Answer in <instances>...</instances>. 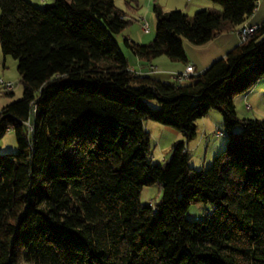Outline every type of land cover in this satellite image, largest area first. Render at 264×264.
<instances>
[{"label": "trees", "instance_id": "1", "mask_svg": "<svg viewBox=\"0 0 264 264\" xmlns=\"http://www.w3.org/2000/svg\"><path fill=\"white\" fill-rule=\"evenodd\" d=\"M210 1L220 9L191 16L154 5V38L123 45L140 59L185 63L179 36L203 45L256 7ZM129 23L114 0L43 9L0 0V48L21 84V97L0 109V137L10 129L17 143L0 154V264H264V119L239 118L233 103L264 76V21L172 83L128 68L114 35ZM209 109L221 113L227 139L194 170L185 141ZM146 120L183 135L162 165L149 159ZM155 183L159 200L141 204L142 187ZM198 202L210 212L186 219Z\"/></svg>", "mask_w": 264, "mask_h": 264}, {"label": "rangeland", "instance_id": "2", "mask_svg": "<svg viewBox=\"0 0 264 264\" xmlns=\"http://www.w3.org/2000/svg\"><path fill=\"white\" fill-rule=\"evenodd\" d=\"M27 1L39 9H43L53 2V0ZM199 1L201 2L196 3L195 0H114L115 6L122 10L125 13V17L130 20V23L122 30V32L115 34L114 38L117 41L122 54L128 59L129 65H134L133 68L137 70L135 72L143 73V70L141 69V71H139V66L136 64L137 58L123 45V35L139 44H146L150 42L154 38L156 27L155 14L153 12L154 5L159 6L163 11L173 9L181 10L188 16H191L196 11L202 9H220L219 5L214 4L210 0ZM248 21L259 24L264 21V0H256V7L253 13L247 18V22ZM142 22H145L148 25L147 31L142 30ZM237 29L238 27H236L233 30V33L227 37L219 36V38H215L211 40V42L203 45H193L184 37L179 36L182 42L183 51L187 56L188 61H191L197 67L196 71L194 69V73L192 75H195L203 70L208 62H205V56H208L209 53L214 52V56H224L223 54L227 51L228 47H223L224 45L221 43L222 41L236 40V43L239 42L238 35L236 33ZM232 44L235 43H231V45ZM212 46L213 48H211ZM152 61L153 64L157 66V70L160 73L157 77L168 83L178 82L173 76V72L176 71L173 69L185 68L182 62L170 61L164 55L153 58ZM151 66L153 69L152 72L157 71L155 66ZM0 79L11 83L9 88L0 86L1 109L5 104L21 97V84L19 82V76L16 69V60L10 55L4 56L1 48ZM187 79L189 78H184L180 82H188ZM148 103L152 108L157 107L155 100H149ZM233 103L236 115L239 118L264 119V76H262L245 95H235L233 97ZM143 125L145 130L150 133L149 159L154 163L162 165L171 155L172 144L177 140L184 141L183 135L178 130L151 120L144 121ZM195 125V136L185 141V147L189 155V166L194 170H200L207 168L211 164L212 158L224 149L227 133L223 125L222 115L216 109H209L204 116L195 121ZM237 130L238 128L235 129V131ZM16 151L17 143L14 138V133L9 129L0 137V154L15 153ZM160 196V185L155 183L142 187L139 195V201L143 205L149 203L153 206L154 203L159 200ZM210 210L211 206L208 203H192L187 208L184 216L188 220L198 221L202 219L207 212H210Z\"/></svg>", "mask_w": 264, "mask_h": 264}, {"label": "crops", "instance_id": "3", "mask_svg": "<svg viewBox=\"0 0 264 264\" xmlns=\"http://www.w3.org/2000/svg\"><path fill=\"white\" fill-rule=\"evenodd\" d=\"M195 2L197 3V2H201V1H199V0H195ZM203 2H206V1H203ZM204 4V3H203ZM259 23H252L251 21H248L247 22V19L245 20V22H244V25H246V26H253V25H258ZM231 33H233V30H228V31H223V32H221V33H219V34H217L214 38H212L211 40H213V39H215V38H219V36H221V37H227V36H229ZM125 36L123 35V38H124ZM128 39V38H127ZM128 40H131V39H128ZM211 40H209L208 42H211ZM133 41V40H132ZM207 42V43H208ZM207 43H205V44H207ZM221 43H223V47H228L227 48V51L230 49V48H232L233 46H235L237 43H236V40H226L225 42L224 41H222ZM231 43H235V44H232L231 45ZM211 48H213V46L211 47ZM226 51V52H227ZM209 52V51H208ZM225 52V53H226ZM225 53L223 54V55H225ZM214 54V52H212V53H209L208 54V56H205V58H206V60H205V62L206 61H208L207 62V64H206V66L203 68V70L212 62V61H214L215 59H217V58H219V57H222V55H219V56H214L213 55ZM205 55H207V54H205ZM135 56V55H134ZM136 58H137V62H136V64H137V66H139V68L138 69H140L139 71H141V69L143 70V73H146V72H148V70H149V68L151 67V65H153V66H155L156 67V70L158 69L157 68V66L156 65H154L153 64V61H152V59L151 60H144V59H140V58H138L137 56H135ZM213 57V58H212ZM208 59H210V60H208ZM171 61V60H170ZM126 62H127V65H128V68L129 69H131L132 71H137L136 69H134L133 67H134V65L133 66H130L129 65V62H128V59L126 58ZM204 62V63H205ZM183 64H184V67H185V65L187 64V63H189V64H192L193 65V67H194V69H195V71H196V69H197V67H196V65L194 64V63H192L191 61H188V58H187V56H186V62L184 63V62H182ZM184 69V68H183ZM182 68H179V69H173V70H176L175 72H173V70H172V72L173 73H178V72H180V71H182L183 70ZM202 71V70H201ZM200 71V72H201ZM141 73V72H140ZM162 73V72H161ZM147 74V73H146ZM150 76H152V77H154V78H156V79H160V78H158L157 76H158V74H160L159 72H158V70L157 71H154V72H151V73H148ZM161 80V79H160ZM247 92H245L244 93V95L246 94Z\"/></svg>", "mask_w": 264, "mask_h": 264}, {"label": "built area", "instance_id": "4", "mask_svg": "<svg viewBox=\"0 0 264 264\" xmlns=\"http://www.w3.org/2000/svg\"><path fill=\"white\" fill-rule=\"evenodd\" d=\"M139 20V19H138ZM140 21V20H139ZM141 28L143 31L148 30V25L144 22L141 23ZM256 26H247L246 28H241L238 33V40L239 42H242L246 39L247 33L251 32L252 30H255ZM148 73H151L153 71L152 66L149 68ZM194 68L191 64H187L182 72L174 73V77L177 79L176 81L180 82L184 78H188L190 75H192L194 72ZM135 72V71H134ZM138 73V72H136ZM145 73V74H146ZM0 86L9 88L11 86L10 82H5L4 80L0 79Z\"/></svg>", "mask_w": 264, "mask_h": 264}, {"label": "bare ground", "instance_id": "5", "mask_svg": "<svg viewBox=\"0 0 264 264\" xmlns=\"http://www.w3.org/2000/svg\"><path fill=\"white\" fill-rule=\"evenodd\" d=\"M246 27H247L246 25H241V26H239L238 29L236 30L237 35H238L239 30H240L241 28H246ZM253 31H254V30H252L251 32H248V33H247V36L250 35ZM246 38H247V37H246Z\"/></svg>", "mask_w": 264, "mask_h": 264}]
</instances>
